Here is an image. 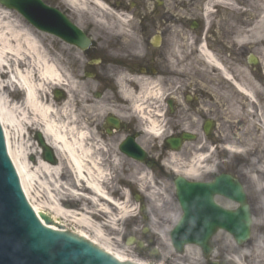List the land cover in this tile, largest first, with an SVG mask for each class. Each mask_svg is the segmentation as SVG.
<instances>
[{"label": "rangeland", "instance_id": "1", "mask_svg": "<svg viewBox=\"0 0 264 264\" xmlns=\"http://www.w3.org/2000/svg\"><path fill=\"white\" fill-rule=\"evenodd\" d=\"M44 1L54 5L55 3H60V0ZM125 1L126 3H129L132 0ZM159 1L161 2L160 5L157 4V0H140L134 10L131 9L129 13H125L126 11H124V9L120 8L115 10L108 6V11H102L98 9L91 0H83L81 7L74 10L70 15H72L73 20L79 24V26L85 30H89L91 38L96 42L98 52L113 53L114 56L118 57H124L128 54L139 57L142 56L141 54L146 53L145 45L147 44V38H144V34L141 32L139 15L149 18L153 27L150 28L147 37L151 40L159 33L160 36L163 37L162 56L165 57L166 64V58L170 52L171 46H173L170 42L171 37H175L181 42L180 37L182 36L180 35V32H182L186 37L188 36L193 39V49L196 48L201 40H205V29L201 30L200 27L197 30H192L191 24L193 21H198L200 22L199 24H203L204 26L205 17L204 19L202 18L203 7L209 0H178L181 4L185 2L187 4L186 7H178L175 4V0ZM230 2L233 3L232 8L225 9L224 7L217 10L216 8H213L212 12H210V24L208 25L207 35L209 47L211 50L213 49L217 55H222L225 63L230 59V55L234 54V62H237L238 65L233 63V73L238 76L240 84L244 87L252 88L254 93L256 92L254 102H251L247 101L244 96L241 94L238 95L234 91V103L236 102L235 104H237L238 110L244 108V113L246 111L249 113H256V109L259 110L260 107V115H262L264 114V25L262 23L264 16V0H231ZM175 12L177 15L182 14L183 18L180 16L175 17ZM115 13L128 17L129 24L126 26L121 25L116 19ZM0 14L6 16L4 20H0L3 25L16 26L19 30L27 31L32 34L42 46V49L46 51L51 59L55 60L59 69L66 76L67 82L75 84V89L71 86L68 88L69 93L68 90L66 91V89H63L65 93L63 91V97L60 98L59 101L56 100L55 96V93L59 88H55V86L52 85L47 87L46 94L49 103H54L56 105L61 104L62 106L69 102V108L78 115L81 121L87 123L90 122V114L87 112L88 110L85 108V105L93 103L99 107L103 105V114L120 106L121 100L119 93L116 92V88L105 91L99 98L94 96L95 91L99 87L97 82L84 77L83 69L86 60L78 51L63 45L53 37L36 30L15 11L0 6ZM240 26L244 31L254 29L255 27L257 28L258 26H261L262 28L257 31L258 33L253 35L248 45L242 46L237 43V31ZM127 34H129V36ZM203 34H205V36ZM189 53L190 50L187 51L188 56L183 57L180 64L177 63L180 66L191 64L199 67L198 70H196L195 67L192 69L190 65L188 67L194 71L193 75L197 82L199 83L201 80L207 85L211 84V86L219 89L220 94H226L227 96L228 93H226V91H231L228 83L219 77L214 79V72L212 69L204 65L202 62L195 63L193 60V58H195L194 51L190 53L192 55ZM250 55H255L259 59V64L256 67L250 66L248 63ZM138 59L141 58L139 57ZM177 63L176 65H178ZM73 67H77V70L73 71ZM19 69L25 71L27 67L21 66ZM108 69L110 70L109 66L107 67V70L96 68V70L101 72L105 79L110 80ZM5 72H8L7 75L0 79V99L4 104L8 103V106L20 105L24 100V93L12 82L10 74L11 69H6ZM206 80L212 81L208 83ZM169 81L171 83L172 76ZM178 82L181 85H185L187 81L180 78L178 79ZM248 84H251V86H248ZM226 100L215 99L210 103L209 109H212L214 113L217 112L218 114L217 108H219L221 114H223L224 108L222 109L221 105H223ZM198 101H201L202 103L206 102L205 98L203 99L201 97ZM215 101L220 102L217 103ZM211 104L214 106L212 107ZM248 105H251V107L248 108ZM61 106H57V109L59 110ZM123 110L125 111L124 114L127 116V119L133 122L130 125L131 128L135 127L136 129V124L133 121L134 118L132 115L125 109ZM186 110L187 108H182L176 117L170 118L172 126H177L179 124L182 126V124L186 123L187 117L184 115L186 114ZM102 120L103 116L98 119L100 125L94 131L98 136L100 135L98 131L100 130ZM243 123L245 124V122ZM36 132H38V130L34 127L25 129L24 132L20 130V133L11 131L12 143L13 146L15 144V146L19 148V146L22 145V147L27 148L29 152H34V155H30L29 159L32 160L33 158L35 162L37 158L44 161L42 150L35 138ZM253 133L255 139L256 137L264 139V134L262 132L256 130ZM231 138V142H236L232 136ZM121 139L122 136H115L103 140L105 146L104 149L106 151L105 157L107 158L108 164L110 157L120 153L118 151V144ZM139 140L151 157H156L160 160L162 156H160V152L156 153L155 150L159 147L162 151V141L154 140V138L149 135H141ZM197 141L193 144L191 143L192 146L198 144ZM188 146L190 147V145ZM120 157V166L116 168V170L113 169L112 166L108 169L110 172H113L114 176V180L109 187L108 192L109 194H112L113 191H118L115 195L110 196L115 203L122 205L126 210L127 215L123 217L120 211L112 206L113 210L110 218L113 225L106 233L107 239H109V249H111L113 254L120 255L124 259L133 258L137 259V262L142 261L146 264H153L155 258H153L154 260L152 259V257H154L152 254L156 253V251L159 253L158 257L161 261L157 264H191L192 258H188L186 255L179 256L170 244V232L182 216L181 209L175 198L174 185L171 179L168 178V175L171 174L170 171L167 168L162 167L160 164L161 162H158L161 170H155L154 172L148 170L145 166L141 167V165L131 162V160L124 157V155H121ZM252 162L255 163V167L264 168V147H261L260 149L256 148L253 156L250 157L236 156L233 153H224L218 158V170H222L224 173L230 172L229 170H234L236 175L240 177L245 186L249 204L252 208V236L245 245H242L241 247L237 246L233 238L225 232L218 233L214 238L217 250L213 255V258H221L226 261L229 260L230 264H237V261H240L242 264H264V252H260L259 250V243L264 242V197L260 194L261 192L258 189V184L255 187V183L253 182V179L257 178V175L252 173V170L254 169V167L250 166V163ZM140 171H143V173L148 175L151 184L139 180ZM209 179L210 176H202L199 181H206ZM259 184H263L264 188V181L259 182ZM31 191L37 197L38 203L43 202L41 193L34 182H31ZM136 196L141 198L145 206L144 213L139 211L141 206L138 204ZM217 203L228 209L233 208L234 206L231 202L223 198H217ZM44 213L53 216L48 210H44ZM143 215L146 216L145 219L143 218ZM62 221L65 225H68V229L73 233L75 230L79 232L81 231V229L74 226V224L66 222L65 220ZM145 229H147V233L143 234ZM87 236H89L91 241L95 240L94 236L90 233L87 234ZM129 237H135L137 240H143L144 237H147L151 240V245L148 248L145 247L146 250L139 254L136 246H128L126 244V240ZM191 249L194 253V258L197 256L200 258V250L196 246H191ZM254 258H257V262H254ZM196 262L197 263L195 264H204V261H202L201 258Z\"/></svg>", "mask_w": 264, "mask_h": 264}, {"label": "bare ground", "instance_id": "2", "mask_svg": "<svg viewBox=\"0 0 264 264\" xmlns=\"http://www.w3.org/2000/svg\"><path fill=\"white\" fill-rule=\"evenodd\" d=\"M64 1L74 11L81 7L83 0ZM91 1L98 9L108 11V8L102 2L98 0ZM230 1L209 0L204 8L205 26L208 27L210 24L209 16H211L210 12L213 5L217 4L232 8L233 3ZM175 4L178 7L187 6L185 2L181 4L178 0H175ZM174 14L175 17L180 16L183 18L182 14L177 15L176 12ZM5 17L0 14V20H4ZM115 17L121 25L126 26L129 24L126 16L116 14ZM262 23L264 25V16ZM261 28V26H258L257 28L244 31L240 26L237 31V43L242 46L248 45L253 35L258 33L257 31ZM180 35L182 36L180 37L181 42L177 38L170 40L173 46H171L168 55V66L172 76L175 77L174 85H172L174 91L165 90L161 87V80L158 78H144L141 76L129 78L128 75L121 76L118 84L121 100L119 108L122 109L110 112L115 116L118 115L127 119L123 110L125 109L137 121L140 126V132L143 131L154 135L157 139L164 137V131L161 126L167 121V115L163 113V102L167 100L165 96L177 95L181 90V84H179L178 79L195 80L194 75H191L193 71L188 68V64L179 65L182 58L188 56L187 51L189 50L190 53L194 51L195 58L193 60L195 63L202 62L212 69L214 79H217V77L221 78L238 95L244 96L247 101L253 102L255 99L256 92L254 93L252 88H247L240 84L237 76L232 73L234 68L229 69L222 61V58L213 52L208 44L205 46L201 42L199 47L193 49L192 39L188 36L186 37L182 32H180ZM21 66H25L27 69L21 71L19 69ZM6 69H11V80L24 93V100L20 105L8 106V103L4 104L0 99V120L7 137L9 157H12L13 166L18 170L19 177L22 179L23 190L29 205L33 207V211L39 217L54 220L56 231L69 232L68 225H65L62 220L74 224V226L81 229L80 232L76 230L74 232L78 235V238L92 242L91 244L95 248L97 247L99 250L111 255L119 263H124L123 257L113 254L111 249H109V239H107L106 235L113 225L110 218L113 209L110 203L115 202L111 196L118 192L117 190L113 191L112 194L108 192L114 180L113 172L108 169L112 166L116 170L120 166L121 157L119 154L110 157L108 164L103 140L92 133L98 116L104 110L103 105L100 107H85L90 114L89 120L91 121L87 123L81 121L78 115L69 108V102L62 106L61 104L49 103L46 94L47 87L52 85L55 88H64L67 91L70 86L75 89V84L67 82L66 76L59 69L55 60L51 59L46 51L42 49V46L32 34L19 30L16 26L3 25L0 21V79L7 75ZM206 81L210 83L212 80ZM199 83L203 97L209 96L212 101L215 99H227L221 105L225 111L224 118H227L224 123L232 127L228 136L231 135L235 139L237 135L238 138L235 139L237 142H229L226 146L227 151L239 154V156L250 157L253 156L256 148L264 147V139L261 137H256L255 139L253 133L257 130L264 134V114L258 115L248 111L244 113V108L238 110L234 99L226 96V94H220L217 87H213L211 84L207 85L201 80ZM190 85H192L191 82ZM248 86H251V84H248ZM215 102L219 103L220 101ZM57 106H61L59 110ZM203 106L206 107L205 105ZM249 107L251 105H248ZM141 125L143 130H141ZM33 127L42 132L48 144L54 149L59 159L58 166H52L38 158L35 162V160L29 159V156H33L34 152H29L27 148L22 147L20 144L19 148L15 144L13 146L11 131L20 133V130L24 132L25 129ZM234 132L235 134H233ZM228 136L226 139H229L230 136ZM223 141L227 142L228 140L223 139ZM209 149L199 144L192 147L190 151L188 149L179 154L168 153L166 158L170 161H168L166 168L170 169L172 173L185 177L186 180H196L202 175L210 174L215 171L216 163L213 162L212 156H209L208 152L205 153L206 151L210 152ZM250 166L254 167L252 173L257 175V178L253 179L255 187L258 184L260 194L264 197L263 184H259V182L264 181V168L255 167L254 162L250 163ZM139 175L140 181L151 184L146 173L140 171ZM31 182L37 185L43 202L38 203L37 197L31 191ZM115 206L123 217L127 215L122 205L115 203ZM44 210L50 211L53 215L52 218L50 216L47 217ZM47 226L49 229L54 230L49 223ZM89 233L94 236L95 240H90L89 236H87ZM259 250L264 252V242L259 243ZM187 251L189 255L192 254L190 253V251L192 252L191 247H188ZM237 262L242 264L240 261ZM254 262H257V258H254Z\"/></svg>", "mask_w": 264, "mask_h": 264}, {"label": "water", "instance_id": "3", "mask_svg": "<svg viewBox=\"0 0 264 264\" xmlns=\"http://www.w3.org/2000/svg\"><path fill=\"white\" fill-rule=\"evenodd\" d=\"M0 5L19 12L40 31L60 37L83 50L90 44L78 28L59 11L44 5L41 0H0ZM4 136L7 144L5 132ZM37 139L44 150L45 160L55 165L57 162L53 158V152L41 134L37 135ZM173 143L178 144L180 141ZM136 153L137 149L134 146V150L129 153L130 156L139 161H147L144 153L139 150L138 154ZM9 158L13 163L12 157ZM16 174L23 190V182L18 170ZM176 188L184 215L171 233V239L179 253H182L184 245L196 244L202 249L204 256L208 257L212 251L211 238L219 229L232 234L239 245L249 239L250 209L238 181L226 175L218 177L212 184L194 185L185 178L179 177L176 180ZM216 195L225 196L238 203L240 207L235 212H226L216 206L214 202ZM37 216L40 221L39 215ZM46 221L56 231L54 220L46 219ZM0 264H118L90 245L65 234L51 232L35 220L20 194L17 179L7 160L1 130Z\"/></svg>", "mask_w": 264, "mask_h": 264}, {"label": "flooded vegetation", "instance_id": "4", "mask_svg": "<svg viewBox=\"0 0 264 264\" xmlns=\"http://www.w3.org/2000/svg\"><path fill=\"white\" fill-rule=\"evenodd\" d=\"M105 2H107L108 4H110L111 6H113L114 8H118L122 5V0H104ZM147 25L149 26L150 24L148 22H146ZM149 28H144L143 31L145 34H147ZM162 47L160 46L159 48L157 47V49H154L151 53H148L144 56V59L142 60V62L138 65H133L132 62L133 60H135L133 57H131L130 55H126L124 57H118V56H114L113 53H108V52H98V49L96 47V44L93 42L91 48L83 53V56L89 61V65L87 66V68L90 70L88 73H90V75L92 76L93 80H95V82H97V85L99 87L98 90H100V92H105L107 90H113L115 88L116 82H117V76H119V74L126 72V73H132V74H145L147 76H154V78H158L161 80V87H163L165 90H168L169 88H171L172 86H170L169 82H168V72L166 71V67H165V59L162 52ZM97 59L98 63L91 65V61ZM109 66L110 70L108 69L109 77L110 80H107L104 78V76H102L101 72H99L98 70H96V68H102V70H107V67ZM75 70V67L73 68V71ZM186 91L191 93L193 91H196V89L192 86H188L186 88ZM100 92L96 93V96H100ZM171 96V95H170ZM194 97H192V100H189V96L185 95L184 101H180L179 102V106L182 102L187 103L188 105V109L189 112L187 113V120L189 123V131L192 133H196L198 134V136H200V139L203 140V144H201L204 147H208L211 149L212 151H214V153L216 155L221 154V149H220V144H222V139H217L216 136L218 137V134H216V129L217 127H214V131H213V135L209 138L208 136H206L205 134V123H206V119H204L202 112L199 110L198 108V100L200 97V93L195 95L193 94ZM170 98L174 99V96H171ZM169 100L166 101V103L164 104L165 106V113L169 114ZM173 104H175V111L172 116L176 117L179 113L180 107L178 106L177 102H173ZM207 110V109H205ZM194 120L196 121H200V127L197 130L194 125ZM125 130L124 131H115L113 128L111 129V134H107V129L105 128V121L102 123V126L100 127V135L103 136L104 138L107 139V137L109 136L110 138H113L115 136H121V134L123 133H127L128 135H134L136 137L137 134L135 133V129L131 128V126L129 124H125ZM134 129V131H133ZM226 130V128H223V132ZM180 129L177 126H171V134H180ZM223 132H219L221 133L220 135L223 136ZM217 139V140H216ZM198 140V138L196 139ZM219 146V147H218ZM205 152V151H204ZM157 165V162L153 163V167H155Z\"/></svg>", "mask_w": 264, "mask_h": 264}]
</instances>
